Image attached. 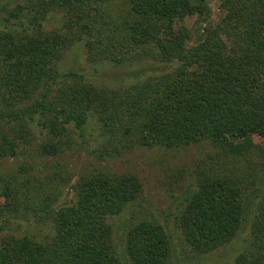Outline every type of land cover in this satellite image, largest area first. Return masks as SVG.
Masks as SVG:
<instances>
[{
	"label": "trees",
	"instance_id": "obj_1",
	"mask_svg": "<svg viewBox=\"0 0 264 264\" xmlns=\"http://www.w3.org/2000/svg\"><path fill=\"white\" fill-rule=\"evenodd\" d=\"M41 1L44 12L65 10L67 25L80 20L87 32L92 24L82 19L92 3L120 2ZM121 1L127 8L112 14L116 28L130 45L155 46L164 65L159 73L123 90L96 87L81 81L76 71L59 70L66 46L59 34L0 35V158L18 155L20 146L31 141L29 123L36 116L38 124L51 131L64 130L65 124L83 131L93 113L107 128L114 125L107 119L128 113L123 132L141 145L173 148L206 141L231 164L250 152L264 157V149L254 142L264 137V0H218L221 16L194 45H187L191 33L184 19L204 13L207 0ZM68 78L73 83L60 87ZM40 148L41 155L59 149L51 141ZM33 167L24 162L14 172L0 170V216L7 205L26 202L32 187L24 177ZM235 174L232 169L201 176L188 198L179 225L197 250L228 243L240 228L245 187ZM49 175L65 180L55 171ZM140 187L132 173L79 174L74 198L66 206L53 209V193L36 199L38 211L51 215L53 235L37 239L24 233L1 241L0 264H122L113 250L107 218L135 199ZM250 234L249 246L235 256L234 264H264V192ZM125 252L133 264H162L168 236L162 226L140 221L127 232Z\"/></svg>",
	"mask_w": 264,
	"mask_h": 264
},
{
	"label": "rangeland",
	"instance_id": "obj_2",
	"mask_svg": "<svg viewBox=\"0 0 264 264\" xmlns=\"http://www.w3.org/2000/svg\"><path fill=\"white\" fill-rule=\"evenodd\" d=\"M126 8L127 4L121 0L106 5L92 3L82 19L92 24L91 31L87 32L80 20L78 24L67 25L69 15L65 10L44 12L41 0H0V35L59 34L66 40L57 62L59 70L76 71L82 75L81 81L96 87L123 90L128 84L164 68L155 46L130 45L116 28L113 13ZM221 14L219 1L207 0L204 13L186 16L184 21L191 33L187 45L200 42L206 26L218 21ZM89 42L94 47V58L89 54ZM72 83L68 78L59 86L63 88ZM129 119L128 113L115 120L107 119L111 125L114 122L107 128L98 114L93 113L83 131L65 124L64 130L59 128L55 132L38 124L36 116L29 123L31 141L20 146L18 155L0 158V170L4 173L16 171L24 162L35 167L24 177L32 187L31 192L25 191L26 202L3 209L0 242L20 238L24 233L37 239L53 235L51 215L38 211L36 199L53 193L51 207L66 206L74 198L79 174L132 173L141 182L137 197L126 203L119 213L107 218L112 229L113 250L122 264H133L125 252L126 236L130 227L140 221L154 222L166 232L168 253L162 264H234L235 256L249 246L251 222L263 198L264 157L259 156L261 152H250L231 164L206 141L173 148L145 146L123 132ZM47 141L58 144L59 149L54 154L41 155L44 153L40 146ZM254 142L264 149V137H255ZM232 169L245 187V218L228 243L212 250H197L187 242L179 216L190 195L197 190L201 176L212 171L227 173ZM53 171L65 180L61 181L54 174L50 176ZM23 199L25 197L20 201ZM3 200L0 197V202ZM30 200L32 204H26Z\"/></svg>",
	"mask_w": 264,
	"mask_h": 264
}]
</instances>
